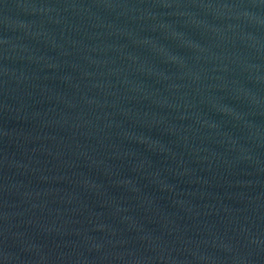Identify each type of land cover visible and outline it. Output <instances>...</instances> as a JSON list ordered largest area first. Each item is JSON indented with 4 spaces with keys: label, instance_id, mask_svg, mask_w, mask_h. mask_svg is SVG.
<instances>
[{
    "label": "water",
    "instance_id": "water-1",
    "mask_svg": "<svg viewBox=\"0 0 264 264\" xmlns=\"http://www.w3.org/2000/svg\"><path fill=\"white\" fill-rule=\"evenodd\" d=\"M0 264H264V0H0Z\"/></svg>",
    "mask_w": 264,
    "mask_h": 264
}]
</instances>
